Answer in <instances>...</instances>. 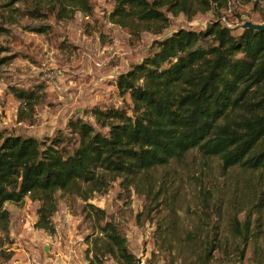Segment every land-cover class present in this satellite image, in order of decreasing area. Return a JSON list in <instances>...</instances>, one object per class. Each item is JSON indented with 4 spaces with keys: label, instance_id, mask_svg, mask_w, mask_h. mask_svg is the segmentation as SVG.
<instances>
[{
    "label": "rangeland",
    "instance_id": "rangeland-1",
    "mask_svg": "<svg viewBox=\"0 0 264 264\" xmlns=\"http://www.w3.org/2000/svg\"><path fill=\"white\" fill-rule=\"evenodd\" d=\"M229 1L230 10L216 15L167 13L168 27L159 33L157 26L112 23V0H92L90 14L61 0L0 3V132L39 141L62 133L73 142L67 122L79 118L105 133L89 113L130 104L128 95L119 97L116 78L153 53L157 40L177 29L203 30L218 18L234 34L262 25L264 0ZM11 87L33 94L32 110ZM87 195L85 202L55 193L53 232L35 227L37 201L5 203L0 264H117L100 250L94 256L96 224L106 221L124 237L136 264H264V169L224 168L216 157L191 150L133 179L107 176ZM87 204L104 211L101 221ZM210 245L218 248L204 259Z\"/></svg>",
    "mask_w": 264,
    "mask_h": 264
},
{
    "label": "trees",
    "instance_id": "trees-1",
    "mask_svg": "<svg viewBox=\"0 0 264 264\" xmlns=\"http://www.w3.org/2000/svg\"><path fill=\"white\" fill-rule=\"evenodd\" d=\"M21 0H0L12 6ZM109 20L122 27L150 28L159 33L169 19L182 15L229 9V0H112ZM90 14L92 0H61ZM219 17V16H218ZM260 23L264 24V12ZM42 31V30H40ZM125 109L95 108V125L69 120L66 135L39 141L29 136L0 132V219L6 222L5 203L24 198L39 203L35 227L54 231L55 193L75 194L87 202L103 178L125 180L182 159L197 150L216 157L224 168L264 169V31L245 28L237 34L221 18L205 29H177L155 43V51L120 74L115 81ZM32 110L31 92L10 88ZM86 186V188H85ZM87 206L101 221L104 211ZM94 256L98 250L117 264H136L126 241L110 221L98 222ZM99 242L101 243L99 245ZM218 247L203 248L209 259Z\"/></svg>",
    "mask_w": 264,
    "mask_h": 264
},
{
    "label": "water",
    "instance_id": "water-1",
    "mask_svg": "<svg viewBox=\"0 0 264 264\" xmlns=\"http://www.w3.org/2000/svg\"><path fill=\"white\" fill-rule=\"evenodd\" d=\"M245 28H250V29L264 31V24H262V25H250V24H247V25H244L242 27V29H245Z\"/></svg>",
    "mask_w": 264,
    "mask_h": 264
},
{
    "label": "built area",
    "instance_id": "built-area-1",
    "mask_svg": "<svg viewBox=\"0 0 264 264\" xmlns=\"http://www.w3.org/2000/svg\"><path fill=\"white\" fill-rule=\"evenodd\" d=\"M230 10V8L228 9V11Z\"/></svg>",
    "mask_w": 264,
    "mask_h": 264
}]
</instances>
